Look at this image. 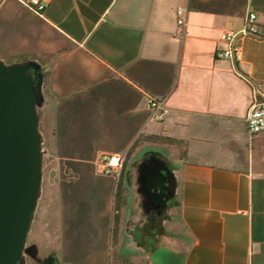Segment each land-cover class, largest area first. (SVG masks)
Segmentation results:
<instances>
[{"label":"crops","instance_id":"1","mask_svg":"<svg viewBox=\"0 0 264 264\" xmlns=\"http://www.w3.org/2000/svg\"><path fill=\"white\" fill-rule=\"evenodd\" d=\"M19 1L0 0V60L50 62L54 91L119 83L130 93L121 139L141 126L165 140L174 196L145 263L264 264V132L249 139L244 122L253 90L264 95V0H39L42 16ZM248 12L258 32L233 65L217 52ZM145 95L164 99L163 121Z\"/></svg>","mask_w":264,"mask_h":264},{"label":"rangeland","instance_id":"2","mask_svg":"<svg viewBox=\"0 0 264 264\" xmlns=\"http://www.w3.org/2000/svg\"><path fill=\"white\" fill-rule=\"evenodd\" d=\"M32 57L3 54L0 60L6 65L30 61L41 65L42 98L36 113L42 176L25 242V249L33 253H23V264H41L46 257H53L56 264L153 261L157 250L145 243L164 232L172 203L151 228L136 179L140 163L148 156L166 157L165 140L146 137L141 126L133 140L121 139L127 128L126 110L118 101L130 95L123 85L94 83L54 91L50 62ZM115 152L123 156L119 176L101 175V155Z\"/></svg>","mask_w":264,"mask_h":264},{"label":"water","instance_id":"3","mask_svg":"<svg viewBox=\"0 0 264 264\" xmlns=\"http://www.w3.org/2000/svg\"><path fill=\"white\" fill-rule=\"evenodd\" d=\"M35 62H0V264H23V253L41 185V136L36 105L42 75ZM139 182L158 207L174 196L172 172L150 155L140 165Z\"/></svg>","mask_w":264,"mask_h":264},{"label":"built area","instance_id":"4","mask_svg":"<svg viewBox=\"0 0 264 264\" xmlns=\"http://www.w3.org/2000/svg\"><path fill=\"white\" fill-rule=\"evenodd\" d=\"M23 6L29 9L37 16H42L45 4L39 0H20ZM177 25H184V10L177 8ZM256 15L248 12L243 20V26L236 29H229L222 35L225 47L217 52L219 58L229 60L233 65L241 54L238 42L250 35H256L258 32ZM146 107L150 113V120L153 122H161L164 120L168 109L163 98H157L145 95ZM245 127L249 139L264 132V95L257 89L253 90L252 102L244 119ZM123 165V156L119 153L102 154L98 162V171L106 177H118Z\"/></svg>","mask_w":264,"mask_h":264},{"label":"flooded vegetation","instance_id":"5","mask_svg":"<svg viewBox=\"0 0 264 264\" xmlns=\"http://www.w3.org/2000/svg\"><path fill=\"white\" fill-rule=\"evenodd\" d=\"M139 175H140V169L138 167L137 179H136L137 192L141 196L143 211L149 217V222L147 225L151 226V228H153V226L156 225V222L158 221V219H160L162 217V215L164 214L168 205L165 208L157 206V203H156L154 196L152 194L146 193L144 188L142 187V184L139 182ZM167 204H168V202H167ZM28 253H33V250L29 249ZM41 264H56V260H54L53 257H46V258H44V260L41 261Z\"/></svg>","mask_w":264,"mask_h":264}]
</instances>
